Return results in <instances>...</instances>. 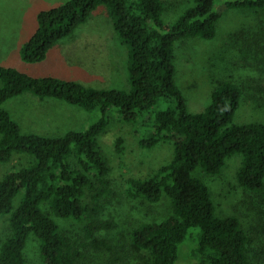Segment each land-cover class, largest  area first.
Returning a JSON list of instances; mask_svg holds the SVG:
<instances>
[{
    "label": "trees",
    "instance_id": "trees-1",
    "mask_svg": "<svg viewBox=\"0 0 264 264\" xmlns=\"http://www.w3.org/2000/svg\"><path fill=\"white\" fill-rule=\"evenodd\" d=\"M193 5L172 23L164 20V0H67L43 9L39 25L21 47L27 62L42 61L61 39L71 35L92 13L105 5L115 32L128 46L129 89L100 88L75 79L38 77L0 64V162L16 152L30 154L29 165L8 171L0 179V213L9 215L10 233L0 244V264H26L31 235L39 239L42 264H78L84 251L65 234L52 214L83 219L86 188L99 180L107 191L110 165L99 144V135L110 125L108 111L115 108L125 122L137 125L139 143L146 148L171 141L173 158L149 178L130 177L127 190L133 197L158 201L165 193L173 211L162 221L142 222L131 233L132 263L124 255L107 264H175L187 241L195 264H249V236L235 216L216 213L208 184L194 174L200 167L220 174L226 159L243 154L239 183L246 189L264 191V121L234 122L240 105L239 84L222 81L212 102L200 112L189 110L176 81V44L199 36L214 38L222 7L264 11V0H193ZM52 97L100 110L99 118L84 130L63 135L24 133L2 104L24 92ZM165 103L162 107L160 104ZM123 138L118 139L122 149ZM19 197V202L16 198ZM105 221L91 223L88 236L97 249L113 250L97 236Z\"/></svg>",
    "mask_w": 264,
    "mask_h": 264
},
{
    "label": "rangeland",
    "instance_id": "rangeland-1",
    "mask_svg": "<svg viewBox=\"0 0 264 264\" xmlns=\"http://www.w3.org/2000/svg\"><path fill=\"white\" fill-rule=\"evenodd\" d=\"M66 1L0 0V64L38 77L57 76L100 88L129 89L128 46L115 32L105 5H100L87 22L56 43L44 60L22 59L21 47L37 29L39 12ZM164 1L163 17L169 24L194 3L193 0ZM222 10L214 38L192 36L177 42L176 81L191 112L203 111L222 81H233L242 88L234 122L264 121V11L226 7ZM2 106L11 112L24 133L47 136L63 135L71 129L84 130L100 116L99 109L86 110L57 98H41L30 91L6 100ZM108 115L110 125L99 135V144L110 165L111 184L104 191V185L95 178L93 186L86 188L83 199L87 212L83 219L61 218L52 213L62 231L77 240L83 249L85 254L78 264H107L119 253L132 263L133 228L142 222L162 221L173 211L172 200L165 193L152 202L133 197L127 190L130 177L149 178L173 158V143L162 141L152 148L143 147L137 125L123 121L115 108ZM120 137L123 138L121 150ZM32 160L30 154L14 153L10 161L0 162V179ZM242 163L243 154L238 152L226 159L220 174H209L200 167L194 174L208 184L216 213L235 216L241 221L249 236V264H264V191H251L239 183L238 170ZM105 221L113 225L99 228L96 234L113 244V250L95 248L88 236L91 223L99 226ZM196 231L191 229L188 240ZM9 233V215L0 213V244ZM187 241L175 264L197 262L190 255L191 243ZM25 252L26 264H42L39 239L35 235L29 238Z\"/></svg>",
    "mask_w": 264,
    "mask_h": 264
}]
</instances>
